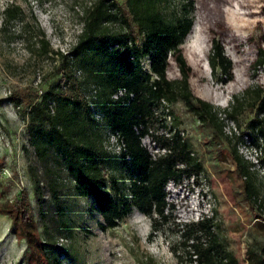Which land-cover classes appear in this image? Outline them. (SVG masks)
<instances>
[{
  "label": "rangeland",
  "instance_id": "obj_1",
  "mask_svg": "<svg viewBox=\"0 0 264 264\" xmlns=\"http://www.w3.org/2000/svg\"><path fill=\"white\" fill-rule=\"evenodd\" d=\"M91 1L0 0V204L25 191L41 235L45 230L52 233L64 264H150L146 256L155 264H205L199 257L196 262L190 261V255L197 253L195 245L203 248L213 243V236L221 244L213 247L232 252L239 264H250L249 249L258 252L259 243H264V176L251 170L262 203L260 209L248 201L241 181L235 177L230 142L219 137L211 124H200L182 102L171 103V110L179 118L176 128L183 131L181 140L191 145L190 155L201 161L204 171L195 179L188 177L165 185L170 208L165 209L167 219L156 228L152 217L136 209L114 228H102L103 220L91 208V200L73 192L69 175L51 163L44 167L37 159L28 142L23 112L10 103L8 94L16 87L40 93L56 79L60 56L39 48V31L50 49L66 53L75 42L80 17ZM192 1L193 24L179 49L188 67L187 81L193 97L208 102L215 111H231L236 105L239 129L252 135L256 127L263 137L264 117L259 106L264 96V65L255 61L259 49L264 53V0ZM183 2L186 0H173L166 13L172 15L173 5L175 8ZM10 4L18 5L21 14L5 22L3 10ZM212 39L221 44L231 62V77L222 84L208 64ZM76 75L81 76L79 70ZM166 77H181L174 55L168 56ZM173 131L161 121H150L141 145L153 157L162 156L168 150L159 147L156 137H171ZM261 143L264 151L263 139ZM169 145L173 147L171 141ZM261 162L264 165V154ZM112 166L122 168L115 162ZM54 180L53 192L50 183ZM214 208L217 214L212 234L202 227H192L201 217L211 216ZM259 212L261 218L256 217ZM26 251L25 241L15 238L10 220L0 214V264H26Z\"/></svg>",
  "mask_w": 264,
  "mask_h": 264
},
{
  "label": "trees",
  "instance_id": "obj_2",
  "mask_svg": "<svg viewBox=\"0 0 264 264\" xmlns=\"http://www.w3.org/2000/svg\"><path fill=\"white\" fill-rule=\"evenodd\" d=\"M172 1L93 0L84 9L80 31L66 53L50 49L43 32L39 31V48L60 56L57 77L41 93L16 87L7 97L23 112L28 142L37 159L44 167L51 163L69 175L73 192L91 200V208L103 220L102 228H114L134 209L152 217L153 228H156L167 219L165 209L170 208L165 185L188 177L195 179L204 171L201 161L190 155L191 145L181 140V130L176 128L179 118L172 110L174 131L171 137H156L159 147L168 152L153 157L141 145L140 139L148 134L150 121L164 123L162 113H153L160 98L170 104L182 102L200 124H211L219 137L230 142L235 177L241 181L248 201L261 209L249 163L237 153L234 141L222 134L215 108L194 98L189 89L188 67L179 45L193 24L194 3L186 0L178 7L173 5L170 15L165 10ZM20 14L18 5L10 4L3 10L5 22ZM169 55H174L180 79L166 77ZM144 59L148 61V68L142 64ZM255 63L264 65L262 49L258 50ZM208 64L220 84L231 77V62L215 39L211 41ZM77 70L80 77L76 75ZM92 86L96 92L88 97ZM119 88L127 89L132 96L112 99ZM92 108L102 115L100 121L94 118ZM263 108L264 96L259 113ZM237 112L236 105L227 111L234 120ZM253 129L252 135L243 131L241 135H248L252 142L257 137L264 140L258 128ZM110 131H117L123 139L125 148L118 154H111L104 146L103 135ZM112 162L119 164L121 170L114 169ZM34 182L38 193V180ZM54 184L55 180L50 183L53 192ZM54 198L59 207L58 198ZM0 214L10 220L15 238L25 241L26 264H64L63 253L52 233L45 230L44 236L41 235L25 191L1 203ZM216 214L214 208L211 216L201 217L192 227H202L212 234ZM256 217L261 218L262 213ZM214 244L221 245L215 236L207 247L195 245L197 253L190 255V261L196 262L199 257L205 264H239L232 252L224 247L216 249ZM248 252L250 264H264V243H259L258 252L253 249ZM146 261L155 264L151 257L146 256Z\"/></svg>",
  "mask_w": 264,
  "mask_h": 264
},
{
  "label": "built area",
  "instance_id": "obj_3",
  "mask_svg": "<svg viewBox=\"0 0 264 264\" xmlns=\"http://www.w3.org/2000/svg\"><path fill=\"white\" fill-rule=\"evenodd\" d=\"M142 64L145 68H148V61L146 59L142 61ZM95 92L96 89L92 86L90 92L88 93V97L93 96ZM126 95L132 96V93L128 92L125 88H119L112 94L111 97L112 99H119ZM92 112L96 120L100 121L102 119V115L98 111L92 108ZM153 113L155 115L162 113L164 123L169 128L172 127L173 115L171 113V104L165 98L159 99V105L156 109H154ZM216 116L221 124L222 134L234 141L237 153L249 163L250 170L259 171L260 174L264 176V165L261 162L264 154L261 147L262 139L257 137L254 143L248 135H241L242 131L239 129L236 121L229 116L225 108L216 111ZM260 116L264 117V108L260 111ZM172 129L174 130V128ZM180 133L183 134V131ZM259 142L260 145L257 144ZM104 146L107 150L116 154L120 153L125 148L123 139L117 131H110L105 134ZM60 240H62V238H60Z\"/></svg>",
  "mask_w": 264,
  "mask_h": 264
}]
</instances>
